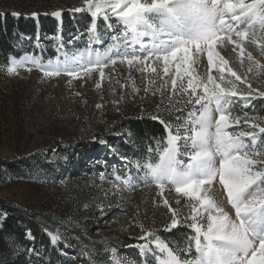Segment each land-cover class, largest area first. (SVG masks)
I'll list each match as a JSON object with an SVG mask.
<instances>
[{
    "label": "rangeland",
    "instance_id": "374dc122",
    "mask_svg": "<svg viewBox=\"0 0 264 264\" xmlns=\"http://www.w3.org/2000/svg\"><path fill=\"white\" fill-rule=\"evenodd\" d=\"M245 2L250 3L251 0ZM84 5L85 0H0V7L10 9L34 7L44 10L50 6L78 8ZM45 13L39 14V25L32 21L28 33L33 37L25 44L19 39V32H13L11 44L14 53L10 55L9 65L0 67V162L33 158L39 163L20 177L3 171L5 176L0 178V200L25 211L58 219L56 224L49 222L42 229V236L46 237L47 242L41 237H35V241L27 239L29 245L26 250L31 245L34 249L44 247L49 254L47 264H77L70 257L76 253L87 255L89 260L83 259V262L88 264H116L117 260L130 264V256L143 255L139 245L150 241L141 240L140 237L144 230H151L181 260L195 259L199 255L194 240L197 234L189 223L191 206L196 202L176 193L175 186L170 183H165L163 189L158 188L147 175L146 166L159 164L169 147V132L159 120L152 118L154 115L166 121L173 135L180 130L182 138L177 142L179 151L176 159L184 165L190 162L181 126L191 119L190 113L199 115L201 105L194 103L195 96L189 94L190 90L172 92L162 62L154 63L156 73L146 68L141 73L126 63L105 72L103 78L99 72L83 78H66V73L45 76L43 69L49 64L42 68L27 66L22 58L27 53L25 48L32 44L37 29L49 32L56 25L55 21L49 22L43 18ZM68 18L63 16L65 21ZM262 37L264 33L257 29L253 38L250 30L248 39L240 45L243 53L226 40L223 44L216 42L214 52L228 62L224 72L225 81L219 80L217 57L214 56L215 63L209 67L207 45H201L199 53L191 46V61L183 65L182 70L187 69L193 82L200 85L197 95H203L204 84L212 87L207 80L209 75L222 87L231 79L238 91L246 92V84L241 86L240 81H235L227 68L242 78L246 77L253 89L264 91V55L260 52V46L264 45ZM50 52L54 50L50 49ZM249 53L252 61L247 58ZM9 67H14L15 71L9 73ZM169 69L170 73H176L175 62L169 63ZM124 70L126 73L121 75L120 72ZM105 77L109 80L101 82ZM188 79L189 76L185 75V88ZM97 84L100 86L97 87ZM233 100L226 113L230 118V127L225 131L234 134L247 131L250 124L244 123L246 119L264 122V98L257 97L247 106L242 100ZM206 102L207 99L202 100L201 104ZM211 107L215 121L219 113L215 112L214 101ZM142 113V119L162 125L165 133L163 139L151 134L138 135L134 131L129 118H139ZM237 117L239 124L236 123ZM99 139H104L106 144H100ZM245 140L247 142V138ZM105 152L112 153L114 160H106L105 163L102 160ZM125 156L127 160L121 158ZM216 160L218 167L219 157ZM204 189L225 212L234 217V209L218 177L211 186L205 185ZM165 200L181 221L178 227L169 231H165L164 226L170 224L173 212L164 204ZM85 205L88 207L85 208ZM101 206L106 215H101ZM0 214L3 212L0 211ZM3 221H0V226ZM198 223L206 230V218H198ZM179 229L187 232L185 237L172 234ZM46 230L60 237L55 247L50 243ZM106 236L130 238L135 244L110 246L102 241ZM65 239L72 244L71 248L66 249V254L59 250L65 247ZM200 239L203 243L202 236ZM152 246L155 247L154 244ZM113 247L116 253L111 252ZM149 256L156 264H162L167 259V253L160 254L158 251L155 257ZM256 259L258 264H264L259 252Z\"/></svg>",
    "mask_w": 264,
    "mask_h": 264
},
{
    "label": "snow or ice",
    "instance_id": "6c2138e0",
    "mask_svg": "<svg viewBox=\"0 0 264 264\" xmlns=\"http://www.w3.org/2000/svg\"><path fill=\"white\" fill-rule=\"evenodd\" d=\"M85 4L86 9L76 8L74 11L90 13L92 41L97 44L103 42L102 36L96 32V18L102 15L107 29H112L114 24L124 26L122 36L116 37L118 44L115 49L108 47L103 52L99 49L93 51L89 44L84 52L71 56L63 51L61 45L57 51L63 54V60L58 57L55 63L49 61L48 67L43 69L45 76L66 73L71 77H80L90 76L92 72L98 71L103 78L104 69L109 65L115 66L118 60L120 63L126 62L130 68L135 67V70L141 73L145 71L146 62H162L163 72L171 82L172 92L190 90L189 94L195 96L194 103L201 105L199 115L190 113L191 119L181 126L185 133L183 139L190 162L184 165L176 159L179 151L177 142L182 138L180 130L173 135L166 121L154 115L152 118L159 120L169 132V147L159 164L146 166L147 175L158 188L163 189L165 183H170L175 186L176 193L196 202L191 206L189 227L197 234L194 240L199 255L195 259L181 260L155 233L144 230L140 239L150 241L139 245L145 264H152L147 257L149 254L155 257L157 251L160 254L167 253V259L162 261V264H258L257 252L264 261V122H250L246 119L244 123L250 124L247 131L236 134L225 131L230 127V118L226 113L229 111V105L234 103L233 98L244 101L247 106L257 97L264 98V91L253 89L252 85L247 83L246 77L242 78L231 68H227V72L231 77H235V81H240L241 86L246 84V92L238 91L236 83L231 79L222 87L209 75L207 80L212 87L204 84L203 95H197L200 85L193 82L187 69L182 70V66L191 59L190 47L194 46L199 53L202 50L201 45H207L209 67L215 63L214 56L217 57L220 65L219 80L225 81L224 72L228 62L220 57L219 53L214 52V45L217 41L223 44L226 40L240 48L243 53L240 45L248 39L250 30L253 38L257 29L264 33V0H251L250 3L245 0H85ZM52 15L62 18V11H55ZM32 16L38 19L37 13ZM113 17L116 18L115 21ZM145 37L148 38L147 41ZM260 52L264 55V45L260 46ZM247 58L252 61L251 53ZM22 60L36 63L32 57L26 56ZM72 62L79 63L73 66ZM170 62L176 64L175 74L170 73ZM14 71V67L8 68L9 73ZM151 71L156 73L157 68L151 67ZM185 75L189 76L187 88L184 83ZM99 86L97 84V87ZM136 91L139 92V89ZM206 99L207 102L201 104V101ZM213 101L215 112L219 113L215 121L211 107ZM236 123H240L239 117L236 118ZM98 142L106 144L104 139H99ZM189 148L190 152L187 151ZM121 158L127 160L126 156ZM217 177L234 209V217L225 212L204 189L205 185L211 186ZM164 204L173 212L170 224L164 226V230L169 231L178 227L181 221L176 218L175 211L168 205L167 200ZM87 207L85 205V208ZM101 215H106L102 206ZM6 218L7 213L0 214V221ZM198 218H206V230L198 223ZM46 232L50 236V243L55 247L60 237L50 231ZM25 238L35 239L31 235V229L25 231ZM71 247L72 244L65 239V247L59 250L66 254V249ZM26 251L38 258L40 256L35 249ZM116 251L114 247L111 248L112 253ZM116 264L124 262L117 260Z\"/></svg>",
    "mask_w": 264,
    "mask_h": 264
},
{
    "label": "built area",
    "instance_id": "2783aa9c",
    "mask_svg": "<svg viewBox=\"0 0 264 264\" xmlns=\"http://www.w3.org/2000/svg\"><path fill=\"white\" fill-rule=\"evenodd\" d=\"M87 5L85 4L82 7H78L81 9H86ZM77 8V7H76ZM73 7H53L50 6L48 9L44 10H38L34 7L32 8H6L4 6L0 7V11L2 14L9 13L12 17L15 19L24 18L25 20L29 21H35L36 24L39 25L41 23L39 21V14H42L43 11H46V13L43 16V18L48 19L49 22L55 21L56 25L54 29H52L49 32H45L42 29H37V32L35 33V37L32 40V44L25 48V51L27 52L24 54L23 57H32L35 59L36 63H33L31 60H24L25 64L30 67L34 68H42L43 66H46L49 64V61H52L55 63L57 61V58L59 57L60 60H63V54L58 53L57 49L63 46V51L67 52L69 56L74 54H79L81 52H84L89 44H91L92 50L99 49L101 52L106 50L108 47H112L115 49L116 45L118 44V40L116 37L122 36L123 32L125 31V28L122 24H114V27L112 29H107L105 22L103 21L102 16H99L96 18V24L97 34L102 36V43H94L92 41V31H91V25H92V17L90 13L87 11H81V12H75ZM55 11H62V18H56L52 15ZM12 13H17L18 15H13ZM37 13L38 19H34L32 14ZM63 16H68L69 18L66 19V21L63 19ZM115 17H113V21H115ZM81 21V22H80ZM19 39L25 44L26 41H30L32 39L31 33L28 32H19ZM145 41L148 40L147 37L144 38ZM39 41V43H37ZM69 41H72V43H69ZM16 47H14L15 49ZM17 49V48H16ZM51 50H54V52H50ZM192 49L190 48V52ZM37 53V54H35ZM46 64V65H45ZM73 66L77 64L76 62H72ZM125 63H120V61H117V64L115 66L109 65L107 68L104 69V72L108 73V71H111L113 68L118 66H125ZM154 63L146 62L145 68L151 69L153 67ZM135 68V67H134ZM127 70V69H126ZM98 71H94L93 73H96ZM121 75L125 74L126 71L120 72ZM66 78L71 77L67 74L65 75ZM80 77H85L84 75H81ZM83 80V79H81ZM107 80L106 77L102 79L101 82L106 83ZM136 82V81H135ZM138 82V81H137ZM136 82V83H137ZM148 82V81H147ZM144 85V83H143ZM144 113H147L144 111ZM148 114H153L149 112ZM186 114H189L187 112ZM35 241V240H34ZM34 243V242H33ZM30 249H34V246L31 245ZM35 250L40 253L39 258L35 255H33L30 252H27L28 257L35 256L36 258L43 261L44 264L48 263L49 254L46 253V249L44 247L38 248L36 247ZM69 257V256H68ZM70 257H72L73 261H75L77 264H88L83 262V259L89 260L87 255L80 256L79 254H71ZM147 259L151 260L152 264H156L155 260L151 258V256H148ZM161 260V258H159ZM129 260L131 261L130 264H133V262H137V264H145V258L144 255L141 256L140 253L137 254V256H130Z\"/></svg>",
    "mask_w": 264,
    "mask_h": 264
},
{
    "label": "trees",
    "instance_id": "16d2710c",
    "mask_svg": "<svg viewBox=\"0 0 264 264\" xmlns=\"http://www.w3.org/2000/svg\"><path fill=\"white\" fill-rule=\"evenodd\" d=\"M29 20L24 18L15 19L9 13L4 15L0 11V67H7L10 61V55L14 53L12 50V34L14 31L29 32L31 31ZM139 118L131 121V127L138 135L151 134L158 136L160 139L165 137L163 127L160 123L148 119H142L144 113ZM39 164L37 159H26L18 162H0V178L3 179L5 171L9 175L17 177L26 174L27 170L33 165ZM4 171V172H3ZM0 211L7 213L6 220L0 226V264H44L42 260L35 256L28 257L26 248L29 242L25 238V231L31 229L34 237H41L47 242L46 237L42 236V229L49 222L56 224L58 219L49 218L39 213L25 211L17 206H12L0 200ZM187 232L181 229L174 231L172 234L177 237H185ZM185 239V238H183ZM102 241L110 246H128L134 245L135 242L130 238H113L106 236ZM60 260V258H57ZM54 263V262H53Z\"/></svg>",
    "mask_w": 264,
    "mask_h": 264
},
{
    "label": "bare ground",
    "instance_id": "6f19581e",
    "mask_svg": "<svg viewBox=\"0 0 264 264\" xmlns=\"http://www.w3.org/2000/svg\"><path fill=\"white\" fill-rule=\"evenodd\" d=\"M79 54H80V53H79ZM191 54H193V53H191ZM191 54H190V55H191ZM190 61H191V59H190ZM76 63H79V62H76ZM35 145H36V141H35V143H34V146H35ZM111 158H114V157H111ZM171 201H174V200L171 199Z\"/></svg>",
    "mask_w": 264,
    "mask_h": 264
}]
</instances>
